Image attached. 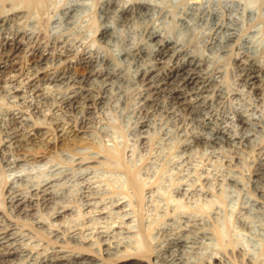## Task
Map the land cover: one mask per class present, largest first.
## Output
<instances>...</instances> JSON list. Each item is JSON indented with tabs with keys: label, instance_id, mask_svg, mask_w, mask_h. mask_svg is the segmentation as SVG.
Segmentation results:
<instances>
[{
	"label": "rangeland",
	"instance_id": "obj_1",
	"mask_svg": "<svg viewBox=\"0 0 264 264\" xmlns=\"http://www.w3.org/2000/svg\"><path fill=\"white\" fill-rule=\"evenodd\" d=\"M14 41L0 264H264V0H0V50ZM160 59L196 63L189 106L148 101Z\"/></svg>",
	"mask_w": 264,
	"mask_h": 264
},
{
	"label": "bare ground",
	"instance_id": "obj_2",
	"mask_svg": "<svg viewBox=\"0 0 264 264\" xmlns=\"http://www.w3.org/2000/svg\"><path fill=\"white\" fill-rule=\"evenodd\" d=\"M24 2V1H23ZM31 2V1H30ZM28 5V4H27ZM105 32V31H104ZM11 38V37H10ZM22 41V40H21ZM167 41V40H166ZM164 43V42H163ZM20 42L14 41L5 47H3L0 50V66L2 64H6L11 57L14 56L15 52L17 49L20 47ZM160 46V55L161 58H166L168 56H171V53L174 55L173 50L171 49L170 45H163L161 44ZM177 56V55H175ZM173 59V58H172ZM167 60L162 61L161 59L158 61V66L159 65H165L166 71L161 73L158 72V67L153 66L151 69L146 70L143 75H142V82L143 84L147 87V90L150 92L149 93V98L148 101L151 102V100L154 99V97L160 93L166 92L168 95V98L170 97L172 100H174L177 104L179 105H188L190 102V91L194 89H199L198 86L202 84V80L204 78L200 77L198 67L195 62L191 61H184V62H178L175 64H170L167 65ZM153 63V62H152ZM157 63V62H155ZM251 64V63H249ZM255 65V64H253ZM249 66V65H248ZM251 66V65H250ZM258 66V65H257ZM257 66H252L249 68L247 71V80L249 83L254 88H258L261 78H262V69H260ZM162 70V69H161ZM203 70V69H202ZM40 71V70H39ZM160 71V70H159ZM204 71V70H203ZM155 72V73H154ZM162 72V71H161ZM58 74V73H57ZM159 76L158 79V84H155V78ZM70 78V77H69ZM264 79V78H263ZM32 80V79H31ZM37 80V79H36ZM155 80V81H154ZM204 81V80H203ZM63 82V81H62ZM35 83V82H34ZM141 83V82H140ZM206 84V83H205ZM30 85V84H29ZM39 85V84H38ZM192 85V86H191ZM140 86V85H139ZM27 87V86H26ZM70 87V86H69ZM204 88V87H203ZM27 89V88H26ZM33 89V88H32ZM202 89V88H201ZM205 89V88H204ZM75 90V89H74ZM72 90V91H74ZM68 91V90H67ZM78 91V90H76ZM142 91V90H141ZM195 91V90H194ZM81 92V91H80ZM83 93V92H82ZM95 94V93H94ZM147 94V93H146ZM71 95V94H70ZM69 95V96H70ZM66 96V95H65ZM92 96V95H91ZM161 96V95H160ZM147 97V96H146ZM78 94L76 92H73V95L70 96L69 99L66 100V105L71 106L75 105L77 103ZM198 98V97H197ZM147 99V98H146ZM93 100L92 98L86 99L83 103V106L86 108H91V105H93ZM79 102V101H78ZM95 102V101H94ZM85 104V105H84ZM37 105V104H36ZM97 105V104H96ZM148 106V105H147ZM189 106V105H188ZM94 107V106H93ZM21 142V141H20ZM19 144V143H18ZM134 148V147H133ZM118 151V150H117ZM113 153V152H112ZM115 153V151H114ZM118 153V152H117ZM115 155V154H114ZM118 155V154H116ZM119 168V167H118ZM262 169V168H261ZM128 170V169H127ZM131 170V169H130ZM130 172V171H129ZM133 172V171H132ZM129 175V173H128ZM129 176H131V182L132 186L135 188L137 191H141L139 189L140 185L139 182L135 181L133 173H131ZM137 179V178H136ZM104 184V183H103ZM45 189V188H44ZM22 193V192H21ZM43 193L46 195L47 190L45 189ZM28 196V195H27ZM26 201V200H25ZM23 198H16V204L18 207H22L25 203ZM14 202V201H13ZM26 204V203H25ZM64 211V210H63ZM5 230V229H4ZM3 240V239H2ZM7 240V239H6ZM12 240V239H11ZM4 241V240H3ZM10 241V240H9ZM10 243V242H9ZM0 246H2V243H0ZM9 246V245H8ZM8 248V247H7ZM2 249V247H1ZM6 250V249H5ZM19 250V249H18ZM62 251V250H61ZM60 253V252H59ZM72 254V253H71ZM12 255V253H10ZM9 255V256H10ZM71 257L70 253H61L58 255L55 259H51V264L52 262H57V263H65L69 261V258ZM1 259V258H0ZM18 259V258H17ZM12 261V260H11ZM50 261V260H49ZM100 261V260H99ZM101 262V261H100ZM55 263V264H57ZM15 264V263H14ZM54 264V263H53ZM91 264V263H90ZM95 264V263H94ZM97 264V263H96Z\"/></svg>",
	"mask_w": 264,
	"mask_h": 264
}]
</instances>
